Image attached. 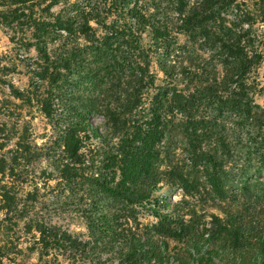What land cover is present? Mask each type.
Returning <instances> with one entry per match:
<instances>
[{
  "label": "trees",
  "instance_id": "16d2710c",
  "mask_svg": "<svg viewBox=\"0 0 264 264\" xmlns=\"http://www.w3.org/2000/svg\"><path fill=\"white\" fill-rule=\"evenodd\" d=\"M31 1L2 0L17 8L0 18L6 24L17 22L33 29L31 39L43 62L38 68V79L42 83L48 81L52 92V88L65 83L67 76L78 70L94 89L90 100H82L79 105L103 116L116 127L115 131L122 133L117 146H109L104 152L107 178L92 177L90 182L102 184L109 195L128 204L150 206L158 219L156 234L164 240L187 243L190 261L214 264L212 254L203 251L200 238L191 236L193 227L183 226L172 214L161 213L158 200L152 199L157 184L143 180L155 172L157 146L169 131L168 126L181 128L188 147L194 149L188 150L192 163L202 158L204 165L217 167L215 154L234 149L226 144L224 126L211 112L227 111L237 117L235 125L241 128L239 132L245 130L248 137L253 135L244 147L248 155L254 156L252 167L264 169V114L253 104L254 86L259 87L254 76L264 62V52L263 42L252 30L256 24H264V0H86L65 16L49 15L47 11L35 15L34 6L24 11L19 8ZM89 23L101 27L103 34ZM47 41L57 43L56 47L48 51ZM90 54H98L99 58L82 57ZM153 64L163 74L164 88L155 86ZM205 64L209 70H204ZM181 86L185 89L179 90ZM149 90L156 92L150 99ZM147 103L148 113L142 125L138 124L133 118L141 114ZM115 107L121 108L119 112ZM204 109L207 112L198 114ZM72 112L62 142L64 158L58 164L64 184L79 179L80 172L88 169L83 152L85 141L101 139L84 114L73 109ZM44 114L49 116L45 110ZM125 115H129L127 119ZM136 123L138 126H134ZM252 127L256 128L254 134L246 130ZM212 134L219 135V148L203 150L201 140ZM169 144L168 152L174 151L175 142L170 140ZM167 166L178 175L181 161L175 157ZM115 173L120 174L116 185L110 181ZM180 179L183 181V177ZM211 180L220 184L215 176ZM217 193L220 194L218 190ZM247 219L237 220L231 239L237 244L242 239L255 240L258 252H250L247 262L240 255L231 264H264V232L258 230L259 212H251ZM214 221L218 227L219 221ZM261 226L264 229V220ZM217 232L213 230L208 237ZM52 238V244L59 245L56 236ZM123 248L121 261L125 264H142L144 259L156 258L153 246L145 250L138 240H125ZM157 256L158 264H168L164 251ZM177 261L189 264L184 259Z\"/></svg>",
  "mask_w": 264,
  "mask_h": 264
},
{
  "label": "rangeland",
  "instance_id": "374dc122",
  "mask_svg": "<svg viewBox=\"0 0 264 264\" xmlns=\"http://www.w3.org/2000/svg\"><path fill=\"white\" fill-rule=\"evenodd\" d=\"M85 1L32 0L19 8L24 11L34 6L35 15L47 11L49 15L65 16ZM5 2L0 0V17L17 8ZM89 25L103 34L101 27ZM252 30L263 42L264 52V24L258 23ZM32 34V28L17 22L6 24L0 18V264H125L121 261L123 247L129 239L138 240L145 250L153 246L156 258L158 252L164 251L168 264H179L177 259L197 264L190 261L187 243L164 240L156 234L158 219L150 206L128 204L109 195L102 184L90 182L92 177L107 178L104 152L109 146H117L122 133L115 131L116 127L103 116L79 105L82 100H90L94 89L78 70L67 76L65 83L52 88V92L48 81L42 83L38 79L42 54L37 51ZM56 45L48 41L45 44L48 51ZM94 56L99 58L98 54L82 57ZM205 65L204 70H209L208 64ZM151 71L157 76L156 88H164L163 74L156 65L153 64ZM254 77L259 87L254 86L253 104L264 114V62ZM149 93L148 99L156 94L152 90ZM148 105L133 118L138 124L146 117ZM72 109L84 114L101 139L85 141L83 152L87 155L88 169L80 172L79 179L64 184L58 164L64 158L62 142L73 116ZM203 111L207 112L204 109L198 114ZM210 114L224 126L226 144L234 150L218 151L214 161L217 167L204 165L202 158L192 163L188 150L194 149L188 147L181 128L168 126L169 131L157 146L155 172L143 182L157 184L152 199L158 200L161 213L172 214L183 226L193 227L191 236L200 238L203 251L212 254L214 264H231L240 255L247 262L250 252H258V242L242 239L237 244L231 233L237 227V220L245 217L248 220L253 211L259 212L258 230L264 232L261 226L264 169L258 171L252 167L254 156L248 155L244 147L253 135L248 137L245 130L239 132L241 128L235 125L237 117L227 111ZM246 130L256 133L255 127ZM170 140L176 148L168 152ZM220 143L219 135L212 134L202 139L200 146L207 151L217 150ZM194 146L196 149L198 144ZM175 157L181 161L178 175L167 166ZM212 176L220 184H213ZM110 181L119 184L120 174L115 173ZM139 184L143 183L139 181ZM217 190L223 193L222 199ZM214 219L219 221L218 227ZM213 230L217 234L208 237ZM54 235L59 245L52 244ZM261 255L264 257V250ZM156 258L144 259L142 264H158Z\"/></svg>",
  "mask_w": 264,
  "mask_h": 264
}]
</instances>
